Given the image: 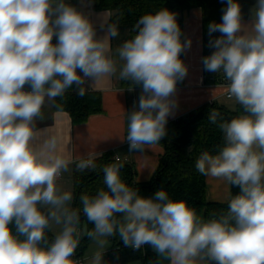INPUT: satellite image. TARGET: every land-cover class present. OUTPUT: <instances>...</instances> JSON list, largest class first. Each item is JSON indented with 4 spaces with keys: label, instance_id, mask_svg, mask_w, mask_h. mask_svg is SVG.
<instances>
[{
    "label": "clouds",
    "instance_id": "1",
    "mask_svg": "<svg viewBox=\"0 0 264 264\" xmlns=\"http://www.w3.org/2000/svg\"><path fill=\"white\" fill-rule=\"evenodd\" d=\"M221 2V22L207 26L209 37L220 35L209 39L214 51L202 64L222 74L243 113L224 120L217 109L209 112L224 145L202 152L195 168L240 191L226 214L205 221L163 188L141 196L116 163L101 169L106 188L81 193L82 207H71L73 193L57 181L71 164L80 173L97 164L63 155L59 135L37 127L46 102L62 110L57 100L73 85L82 97L118 74L131 82L129 91L142 86L138 107L127 114L129 152L160 143L178 107L177 84L188 74L181 54L192 44L182 40L176 13L161 8L141 16L114 57L111 41L120 32L109 13L101 14L106 31L98 38L90 14L67 0H0V264H79L72 257L85 235L98 246L89 264H104L108 238L117 234L133 249L150 245L170 264H264V0H256L248 24L238 0ZM81 211L94 225L82 233Z\"/></svg>",
    "mask_w": 264,
    "mask_h": 264
},
{
    "label": "trees",
    "instance_id": "2",
    "mask_svg": "<svg viewBox=\"0 0 264 264\" xmlns=\"http://www.w3.org/2000/svg\"><path fill=\"white\" fill-rule=\"evenodd\" d=\"M239 2V0H238ZM95 9H106L112 12L111 22L130 26L131 37L135 35L133 27L139 18L148 13H155L161 8L168 10H192L199 7L202 11V23L204 34V53L203 57L211 54L214 49L208 47L210 38L219 37L220 33L208 35V24L210 22H221L222 9L226 7L221 0H93ZM182 30L184 39L183 19H177ZM56 39H53V43ZM184 62V53L181 54ZM206 72V71H205ZM210 74L211 72H206ZM179 82L177 85L183 84ZM62 110L51 107L46 102L42 108L44 119L39 121L41 124L50 123L56 111H66L71 116L73 123L85 122L90 115L103 111L102 94L98 91H87L86 95L79 96L76 87L73 85L66 92L63 99L57 100ZM212 109H217L224 120L243 113V109L238 104L235 110H231L224 105L216 102L206 103L188 114L177 118L166 124V135L160 143L165 147V153L161 158L160 165L147 182H137L135 180V167L130 162L118 160L112 151L103 153L102 156L94 159L97 168L92 171L80 173L75 171L73 174L74 200L73 208L80 209L79 197L81 193L94 196L101 188H106L103 183L104 173L101 169L108 164H122L120 177L133 190H137L143 197H152L154 193L163 188L173 200L186 201L189 207L193 208L197 215H202L205 221L226 214L228 202H214L207 197L206 176L201 175L195 168V161L198 156L208 151L216 154L220 147L224 145L223 133L217 124L209 122L208 114ZM190 149V151H189ZM232 196L239 193L237 186L231 185ZM80 222L86 221L88 229L94 225L87 221L86 215L81 211ZM49 241L53 239L54 233H47ZM114 244L122 253L121 260L139 258L142 264H159L158 257L150 245L136 250L125 246L118 234L113 236ZM90 238L82 236L75 255L82 256L86 251Z\"/></svg>",
    "mask_w": 264,
    "mask_h": 264
},
{
    "label": "crops",
    "instance_id": "3",
    "mask_svg": "<svg viewBox=\"0 0 264 264\" xmlns=\"http://www.w3.org/2000/svg\"><path fill=\"white\" fill-rule=\"evenodd\" d=\"M67 2L90 14V18L96 26L98 38L105 34L106 29L99 27L101 14L106 12L112 17L110 10L95 9L93 0H67ZM239 4L241 5L243 23H250L251 10L256 4V0H239ZM169 11L176 13L177 19H183L184 39H191L192 44L191 48L184 52V63L188 67V74L184 83L177 85L175 99L178 102V107L174 114L169 117L167 124L206 103L216 102L235 110L238 104L233 98L226 96L227 87L222 82V74H207L204 71L202 64L204 34L201 9L196 7L190 11ZM109 22L111 23V20ZM247 28L250 30V25ZM119 32L120 35L111 41L114 57L116 48L123 41L131 38L130 26L119 24ZM130 85V81L119 80L117 74V76L101 82L94 90H89L101 92L102 112L94 113L85 122L75 124L68 112L56 111L50 123L41 124L37 121V127L40 129L50 127L52 132L59 135L63 155L70 156L73 160L90 157L96 159L103 153L112 151L118 160L134 165L137 182H147L157 171L165 153V147L158 143L149 149H145L144 152H129V143L125 140L128 125L127 114L133 110L134 106L138 107V100L142 91V86H132L133 90L129 91ZM74 172L75 164H71L69 171L64 172L57 181V185L62 191H68L65 187L68 185V181L73 179ZM206 181L207 197L210 201L228 202L230 200L232 197L230 184L209 176H206ZM72 189L74 197V187ZM201 217L205 220L202 215ZM54 230L59 231V226ZM108 240L109 243L104 248V264H142L139 258L121 260L122 253L115 246L113 236L109 237ZM97 250L98 246L95 244L84 252L82 256L85 264H89L91 257ZM157 257L159 264H170V261L164 257L158 255ZM198 264H203V262H198Z\"/></svg>",
    "mask_w": 264,
    "mask_h": 264
},
{
    "label": "rangeland",
    "instance_id": "4",
    "mask_svg": "<svg viewBox=\"0 0 264 264\" xmlns=\"http://www.w3.org/2000/svg\"><path fill=\"white\" fill-rule=\"evenodd\" d=\"M234 101V100H233ZM72 187H73V179L71 180V181H68V185H66V187L65 188H67L68 189V191H71L72 193H73V189H72ZM72 203H73V201L71 202V205H72ZM199 217H201V215H198ZM202 218V217H201ZM78 229H79V231L82 233L85 229H88V223L86 222V221H84V222H80V225L78 226ZM57 230H53V232H56ZM86 236V235H85ZM96 243L94 242V241H90L89 242V244H88V247H87V249L89 248V247H92V246H94ZM86 249V250H87Z\"/></svg>",
    "mask_w": 264,
    "mask_h": 264
},
{
    "label": "built area",
    "instance_id": "5",
    "mask_svg": "<svg viewBox=\"0 0 264 264\" xmlns=\"http://www.w3.org/2000/svg\"><path fill=\"white\" fill-rule=\"evenodd\" d=\"M222 82H223L225 85H227V82L224 80V78L222 79ZM226 87H227V86H226ZM26 90H28V89H26ZM226 96H227L228 98H230L229 95H228V91L226 92ZM86 159H87V158H86ZM61 176H62V175H61ZM144 246H145V245H144ZM144 246H142V248H143ZM72 259H73L74 261H79V264H85V260H84L83 256L75 255L74 257H72Z\"/></svg>",
    "mask_w": 264,
    "mask_h": 264
}]
</instances>
